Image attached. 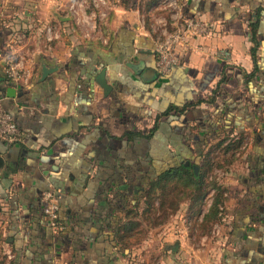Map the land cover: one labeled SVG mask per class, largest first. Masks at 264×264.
<instances>
[{
  "label": "crops",
  "instance_id": "0c3cea01",
  "mask_svg": "<svg viewBox=\"0 0 264 264\" xmlns=\"http://www.w3.org/2000/svg\"><path fill=\"white\" fill-rule=\"evenodd\" d=\"M147 1L113 0L116 14L91 27L76 23L70 0H0V101L21 132L16 143L0 139V264H100L106 217L127 233L145 204L123 190L145 171L222 154L232 175L201 264H264V0H177L182 24L204 20L213 34L189 38L184 67L167 76L153 30L159 18L172 24V10ZM11 56L27 83L7 81ZM45 67L53 72L43 79ZM51 188L61 193V234L44 215ZM136 252L114 264H140Z\"/></svg>",
  "mask_w": 264,
  "mask_h": 264
},
{
  "label": "rangeland",
  "instance_id": "374dc122",
  "mask_svg": "<svg viewBox=\"0 0 264 264\" xmlns=\"http://www.w3.org/2000/svg\"><path fill=\"white\" fill-rule=\"evenodd\" d=\"M119 3L124 5L123 0ZM106 13L110 19L116 9H108ZM222 158L223 154L206 156L195 170L199 177L197 183L191 177H175L150 191L149 200L130 218L131 231L122 233L125 236L122 243L129 248L130 255L136 249L139 259L143 257L140 264L146 263L144 260L150 264H201L209 257L217 240L219 219L209 217L201 194L210 184L222 188L225 177L232 175ZM193 164L195 160H190L189 165Z\"/></svg>",
  "mask_w": 264,
  "mask_h": 264
},
{
  "label": "built area",
  "instance_id": "2783aa9c",
  "mask_svg": "<svg viewBox=\"0 0 264 264\" xmlns=\"http://www.w3.org/2000/svg\"><path fill=\"white\" fill-rule=\"evenodd\" d=\"M161 10H172L170 25L167 20L157 19L155 22L154 33L158 36L154 44V53L157 58L156 69L160 76L169 75L174 68L181 67V51L186 50L189 38H208L213 34V26L204 20H189L182 24L181 6L177 0H161L158 4ZM110 9L109 0H70L69 12L80 24V19L88 26L93 27L97 20H105L106 10ZM175 10V11H173ZM174 21V23H173ZM170 26V27H169ZM48 42H53L58 38L53 28L45 29ZM5 76L14 83H27L29 72L25 69L24 62L18 57H7L4 63ZM21 136V132L16 125L13 117L4 110L0 101V139L8 144L16 143ZM44 215L50 222L51 230L58 234L64 230L60 223V191L51 188L43 195ZM213 201V193L204 198L205 204Z\"/></svg>",
  "mask_w": 264,
  "mask_h": 264
},
{
  "label": "trees",
  "instance_id": "16d2710c",
  "mask_svg": "<svg viewBox=\"0 0 264 264\" xmlns=\"http://www.w3.org/2000/svg\"><path fill=\"white\" fill-rule=\"evenodd\" d=\"M7 81H10L8 78H6ZM155 129H153V131H151L149 137L147 138V140H151L154 137V132ZM199 168L198 164H193V165H189V161H184L180 164V166H176L173 168H170L168 170L165 171H159V170H150V172H146L144 173V183H140V181L138 180V184L134 183V185H131V187H128L126 190H123L127 193V195L129 196L130 192L132 194H134V202L133 205L134 207H138V205H140L141 201L143 199H146L145 202H147L149 199V195H150V191L152 189H155L156 186L160 185V184H165L166 181H169V179H173L175 177H191L194 178V181L197 183V179L199 178L197 176L196 173V169ZM190 178V179H191ZM146 180H148L146 182ZM206 183L204 182V185ZM210 188H206L204 189L203 194H201V199L206 198L207 196L212 195L213 193V206H211V208L209 209V217L212 218V220L218 219L219 217H221L222 211L220 210L222 205H223V194L221 187H217L213 186L210 184ZM118 191H121V189H119ZM122 191V193H119L121 195H119V197L124 198L125 193ZM116 205L118 208L124 209V205H121L120 207L118 206V203L116 202ZM62 217L60 214V223L63 225L64 222H62ZM106 223H111V229L112 232L109 233L107 235V238L105 239L109 246L110 249H105L104 250V261L100 264H114L115 260H116V256L119 255L121 257H128L130 255V250L127 246H125L122 242H124V235L122 234L121 231V226L120 224L122 223V219H113L111 216H107L106 217ZM64 226V225H63ZM64 230H66V228H64ZM64 230L62 232H60L59 234L63 233ZM118 260V259H117ZM118 262V261H117Z\"/></svg>",
  "mask_w": 264,
  "mask_h": 264
},
{
  "label": "water",
  "instance_id": "95a60500",
  "mask_svg": "<svg viewBox=\"0 0 264 264\" xmlns=\"http://www.w3.org/2000/svg\"><path fill=\"white\" fill-rule=\"evenodd\" d=\"M52 72H53V70L45 67L43 69V79H46ZM100 83L102 84V86L106 90V92L110 91L109 86H107L103 80L100 81ZM9 93L12 94L13 93L12 90H9Z\"/></svg>",
  "mask_w": 264,
  "mask_h": 264
}]
</instances>
